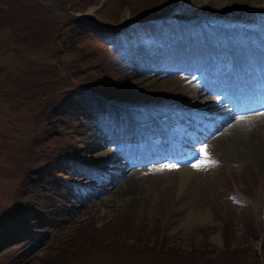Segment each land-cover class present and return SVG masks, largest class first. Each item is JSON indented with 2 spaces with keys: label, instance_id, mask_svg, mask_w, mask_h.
Masks as SVG:
<instances>
[{
  "label": "rangeland",
  "instance_id": "1",
  "mask_svg": "<svg viewBox=\"0 0 264 264\" xmlns=\"http://www.w3.org/2000/svg\"><path fill=\"white\" fill-rule=\"evenodd\" d=\"M180 2L0 0V264H264L263 144L249 152L211 140L199 173L180 169L191 179L181 191L171 166L125 176L115 193L95 191L93 181L80 186L68 181L74 173L70 162L93 154L96 132L113 135L127 122L140 132V147L160 152L163 135L184 120L162 124L159 118L194 103L178 96L185 81L132 70L133 61L178 51L190 65L205 60L213 69L225 61L217 48L228 47L244 68L257 73L262 67H254L260 58L253 57L264 56L259 52L264 51V0ZM172 15L213 23L234 17L240 31L262 24L250 37L237 38L235 29L224 40L189 34L183 27L181 38L169 34L149 48L136 42L134 22ZM126 31L133 45L123 56L98 41ZM87 92L99 94L104 107L90 109ZM116 105L126 108L113 110L109 130H102L91 116L103 117L102 109ZM126 109L138 111L135 122ZM147 121L161 126L145 134ZM108 151L100 150V156ZM95 162L86 160L91 168ZM233 191L249 198L244 215L245 202L233 211L226 208L223 195Z\"/></svg>",
  "mask_w": 264,
  "mask_h": 264
},
{
  "label": "bare ground",
  "instance_id": "2",
  "mask_svg": "<svg viewBox=\"0 0 264 264\" xmlns=\"http://www.w3.org/2000/svg\"><path fill=\"white\" fill-rule=\"evenodd\" d=\"M138 64H140V63H138ZM188 69L193 70V69H191L190 66H188ZM188 69H185V70H188ZM134 70L137 71L138 68L134 67ZM185 70H183V71H185ZM145 71H147V70H145ZM202 88H204V90L209 89V87L206 85L202 86ZM188 92H190V90H188ZM190 96H191V93H189V97ZM215 103L216 104H215L214 109L225 110L222 112L225 113V115L227 117V119H225V122L227 123V125H224V127H221V132H219L217 134L218 135L217 138L214 139V141L219 146L225 145L227 148H231V149H235V150H240L241 148H244V149H246V151L251 152V151H254L257 147H259L260 144L264 145V111L261 112L260 114H251V115H249V117H247L245 119H244V116H239L238 119L231 116L230 119L228 120V118H229L228 116L231 115L230 112L233 111L232 110L233 108H230V107L228 108L229 103H227V101L223 97H221L220 94H217V97L215 98ZM241 108L242 107L239 106V109H241ZM234 132H236V134H234ZM261 133H263V135H261ZM260 137H261V139H260ZM100 140H101V138H98V140H96V142H94L93 144L91 143V144L94 146ZM112 140L113 139H111V141ZM103 142L106 143V141H103ZM93 149L95 150V148H93ZM100 153L101 152H97V153L93 152V154H91V157H89V156L83 157L81 159V162L78 165L79 167L76 169L75 173L71 176V178H69V180L68 179L67 180L70 181V183H72L75 186H78L81 183H85V182L87 184H89L92 181L95 182L96 184H99L100 182H99V179L98 180L96 179V175L93 176V175H91L92 173H90L89 171H87V172L84 171V166H85L84 164L86 163L87 159H91V158L95 159L96 158L94 168L98 169V168L102 167L103 165L101 164V159L99 157ZM107 160H108V163H103V164L106 166H111L114 168V169H112V175L115 178V180H119L120 178H123L125 176H129V178H131V174H130L131 168H132V166H134V164L132 162L124 159L125 165H123L119 159H116L113 157L108 158ZM94 168H92V169H94ZM119 168H121V171L117 172ZM87 177L89 178V180L85 181V179ZM176 178L179 181L178 185H179L180 191L189 188L191 179H190V174L187 171H181L180 170L179 173H177ZM101 182H103L105 185H109L110 181H103L102 180ZM113 188H114V186H112L111 189H113ZM70 204H72V203H70Z\"/></svg>",
  "mask_w": 264,
  "mask_h": 264
}]
</instances>
